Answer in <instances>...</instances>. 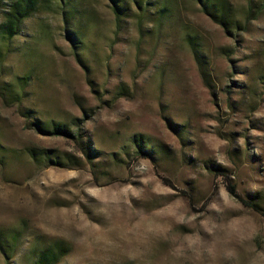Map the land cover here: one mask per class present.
<instances>
[{
	"label": "rangeland",
	"instance_id": "374dc122",
	"mask_svg": "<svg viewBox=\"0 0 264 264\" xmlns=\"http://www.w3.org/2000/svg\"><path fill=\"white\" fill-rule=\"evenodd\" d=\"M178 1L116 36L108 0H72L67 25L53 0L0 57L1 83L29 79L20 105L0 95V264L57 240L56 264H264V10L230 0L247 25L227 34Z\"/></svg>",
	"mask_w": 264,
	"mask_h": 264
},
{
	"label": "trees",
	"instance_id": "16d2710c",
	"mask_svg": "<svg viewBox=\"0 0 264 264\" xmlns=\"http://www.w3.org/2000/svg\"><path fill=\"white\" fill-rule=\"evenodd\" d=\"M72 0H56L59 7L63 9L62 21L64 25L71 20L70 14L75 12ZM110 9L114 16L115 33L120 36L129 31V22L133 21L134 28L139 34H142L144 24L156 25L161 29L162 25L167 22L173 15V12L179 11L180 3L178 0H108ZM200 10L206 14L213 22L222 26L225 33L230 34L233 28L246 29V23L243 25L237 19L230 17L231 3L230 0H192ZM53 0H0V57L10 52L11 41L21 34V29L26 20L31 18L35 13L40 11L52 10ZM64 8H67L64 9ZM264 10V0H246L243 16L249 20L262 13ZM66 14H69L67 16ZM66 37L74 48L82 42L77 32L67 29L64 26ZM190 36H188V39ZM190 40V46L197 60L202 58L199 50V43L193 39ZM200 63V62H199ZM28 77H18L13 83L0 82V95L5 102L12 101L22 102L23 89L28 83ZM18 89V90H17ZM22 89V91H21ZM23 98V97H22ZM24 117H29L31 110L20 109ZM35 126L40 132L53 134L63 137H71L80 145L81 150L91 159L92 151L89 147L85 148L82 140H79L80 134H72L65 126L53 125L49 131L47 127L36 121ZM135 144L142 151V141L135 139ZM89 159V160H90ZM47 161H51L48 159ZM229 192L236 198L239 196L235 193V186L228 185ZM255 206L253 203H250ZM13 240H16L14 238ZM70 251L69 247L62 240L53 242L50 246L37 250L34 256V264H56L63 256Z\"/></svg>",
	"mask_w": 264,
	"mask_h": 264
}]
</instances>
